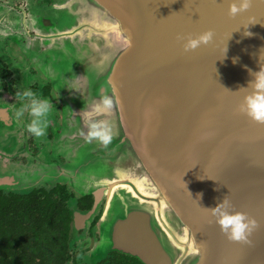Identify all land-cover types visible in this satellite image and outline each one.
<instances>
[{"label": "water", "instance_id": "water-1", "mask_svg": "<svg viewBox=\"0 0 264 264\" xmlns=\"http://www.w3.org/2000/svg\"><path fill=\"white\" fill-rule=\"evenodd\" d=\"M44 14L38 63L59 91L81 94L64 102L57 145L67 161L1 173L0 189L68 182L92 194L89 211L73 212L74 237L105 195L99 257L264 264V125L235 111L249 69L264 64V0L236 17L227 0H53ZM208 29L210 44L184 51L178 36ZM113 87L121 107L100 117L114 131L105 148L81 132ZM226 195L259 222L251 245L229 241L205 211Z\"/></svg>", "mask_w": 264, "mask_h": 264}, {"label": "flooded vegetation", "instance_id": "flooded-vegetation-1", "mask_svg": "<svg viewBox=\"0 0 264 264\" xmlns=\"http://www.w3.org/2000/svg\"><path fill=\"white\" fill-rule=\"evenodd\" d=\"M52 3L53 0H0V174L36 170L44 164L67 161L57 145L64 123V102L78 100L81 94L72 84H64L59 91L38 63L42 51L41 43L36 39L40 33L38 24ZM26 90L33 91L38 98L47 99L53 105L45 136L37 138L27 130L31 119L27 111L20 118L15 115L23 103H27L16 99V92ZM56 184L63 185L70 194L68 203L74 208L71 212L72 234L73 212L89 211L94 197L78 192L68 182L35 187ZM0 192L10 191L0 189ZM105 201L103 195L84 227L77 230V236L72 235L69 258L62 264H143L138 258L117 251L99 257ZM4 213L6 218L7 208Z\"/></svg>", "mask_w": 264, "mask_h": 264}, {"label": "clouds", "instance_id": "clouds-1", "mask_svg": "<svg viewBox=\"0 0 264 264\" xmlns=\"http://www.w3.org/2000/svg\"><path fill=\"white\" fill-rule=\"evenodd\" d=\"M227 2L230 17L245 13L252 6V0H227ZM245 35L251 36L252 34L245 32ZM177 38L183 40L184 51L190 52L195 51L202 45L210 44L214 39V32L212 29H208L197 35L189 34L186 37L178 36ZM249 73L253 78L248 82L247 87H241L237 91V93L244 91V95L235 111L237 114L247 116L254 123L264 125V64L261 65L259 71L253 72L249 69ZM16 99L22 102L27 101L16 111V117L20 118L27 111L31 117L30 122L27 124V130L37 138L45 136L50 123L49 116L53 107L52 103L47 99L38 98L31 90L16 92ZM116 107H121V100L117 94V89L113 87L111 95L103 94L100 102L84 113L87 132H81V135L86 142L91 143L95 140L105 148L113 142L114 131L110 121L100 117L110 115ZM209 135L211 134H206V137ZM200 195L202 196V194ZM233 208L231 198L226 195L215 207L204 209L211 214L220 231L229 241L251 245L250 237L259 227V222L246 212L232 211Z\"/></svg>", "mask_w": 264, "mask_h": 264}, {"label": "trees", "instance_id": "trees-1", "mask_svg": "<svg viewBox=\"0 0 264 264\" xmlns=\"http://www.w3.org/2000/svg\"><path fill=\"white\" fill-rule=\"evenodd\" d=\"M69 198L61 184L0 192V264L65 262L72 246Z\"/></svg>", "mask_w": 264, "mask_h": 264}]
</instances>
